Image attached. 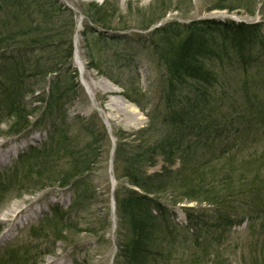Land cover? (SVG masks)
Here are the masks:
<instances>
[{"label":"trees","instance_id":"obj_1","mask_svg":"<svg viewBox=\"0 0 264 264\" xmlns=\"http://www.w3.org/2000/svg\"><path fill=\"white\" fill-rule=\"evenodd\" d=\"M155 1L157 8L153 10L155 18L151 24L161 21L168 9L164 8L162 0ZM8 3V0H0V125L5 117L13 119L15 128L12 130L18 127L17 134L31 126L29 118L34 113L29 112L24 101L27 96L36 94L32 90L35 83L27 85L25 81L38 76L46 83L47 76L59 73L62 66L71 62V35L75 26L73 23L68 25L69 28L65 25V19L59 16H63L60 7L54 8L52 14H55L50 16L48 10L35 6L36 0L29 1L34 7L31 12L29 5L23 8L18 3L11 2L7 6ZM108 5L106 1L101 5L87 3L84 14L96 25H112L110 19L115 14L114 10L106 13ZM219 8L225 9L215 7ZM22 21L31 24L23 26ZM151 24L140 23L141 29H148ZM31 34L29 43L23 41ZM64 36L68 38L65 41ZM96 39L122 41L103 35ZM138 42L152 57V65L156 66L155 76L162 87L159 102L148 113L149 123L137 134L134 145L119 146L116 137L118 144L114 162L121 165L120 178L127 181V187L120 191L123 197L115 202L120 217L117 225L119 255L116 259L120 263L117 261L116 264H168L173 258V244L183 241L186 246L189 239L184 235L187 230L182 229L185 233H180L181 229L176 230L170 223L166 207L157 200L159 194L172 193L173 205L181 199L180 202L186 200L223 206L234 203L236 199L241 200L244 206L257 209L253 212L255 217L264 214L258 210H264V148L253 160L239 157V150H235L239 143L252 149L258 143L259 146L264 144V76L248 80L249 74L253 73L252 67L264 61V28L262 24L217 20L187 24L172 22L153 30L147 40L139 37ZM43 60L51 62L45 64ZM95 60L91 58V66H97ZM43 67L46 71L41 70ZM57 84H60L59 77L50 82L46 100L43 94L36 101L46 103L45 110L49 112L57 105L60 111L68 98L65 90L58 93ZM115 85L119 86L118 83ZM124 88V97L140 107V99L131 100L140 94V90L136 89L130 98L127 95L130 88ZM68 91H72V87ZM226 91L232 93L226 96ZM215 94L220 97L216 98ZM199 106L201 109L197 111ZM243 107L249 109L248 114L242 111ZM140 109L144 111L146 108ZM65 119L67 121V117ZM65 119L62 117L61 122L60 118L59 125H50L48 139L39 147H29L19 155L21 158L11 174L0 175V197L11 184L6 188L5 185L19 177L20 166L25 169L23 181L33 180L32 187L37 185V188L45 189L57 184L72 191L71 209L89 207L92 198L88 173L98 159L101 135L81 122L80 131L86 133L88 140L80 143L69 130H65ZM156 132L160 135L148 143L144 137H151ZM158 155L167 165L178 160V169L163 168L158 174L147 175L145 169L155 163L154 157ZM221 155L226 160L220 163ZM252 167H256L254 180L245 174L235 176L238 170L246 172ZM152 207L158 210L157 216L151 214ZM52 209V218L39 225L30 236L33 240L43 241L50 236L53 241L65 242V235L75 232L74 226L69 224L67 212L56 206ZM233 214L240 222L243 221L239 211ZM227 216L230 215L221 217ZM228 222L222 233L229 225L238 224L237 220ZM196 223L195 219L189 218L190 227H198L202 220L196 219ZM216 223L214 227L221 233L220 223ZM190 240L192 242L193 239ZM196 240L210 243L206 239ZM196 240L192 243L199 246L200 254L204 256L205 249ZM186 247L190 251V247ZM37 248L34 244L24 246L22 256L11 249V255L1 258L0 264H25L23 258ZM194 257L198 264L200 258ZM76 264L80 263L76 261Z\"/></svg>","mask_w":264,"mask_h":264},{"label":"rangeland","instance_id":"obj_2","mask_svg":"<svg viewBox=\"0 0 264 264\" xmlns=\"http://www.w3.org/2000/svg\"><path fill=\"white\" fill-rule=\"evenodd\" d=\"M29 1L32 0H8L7 6H10L11 2L18 3L23 8L29 5L31 12L34 7L29 4ZM105 1L109 3V10L106 13L114 10L115 16L110 19L112 25L103 27L90 21V18L84 14V7L90 2L101 5ZM162 1L164 8H168L167 13L161 21L152 23V25L151 21L155 18L153 10L157 8L155 6L157 1L155 0H36L35 6H40L42 10H48L50 16L55 14H52L54 8L59 9L60 7L59 11L63 13L64 17L59 16L65 19L63 21L66 23L65 25L74 24L75 31L71 35V47L74 48V51L77 47L78 57L83 63L85 74L83 77L80 75L72 56L71 62L67 66H62L59 73L50 74L46 77V83L40 81L38 76L32 78L31 81H25L27 85L35 83L32 90L36 94L27 96L24 101L27 103L29 112H34L29 118L31 126L26 131L16 134L15 131L18 130V127L15 131L12 130L15 128L12 126L13 119L5 117L0 125V146L2 151L16 147L15 143L24 144L26 147L20 148L18 154L8 158L6 162H0V175L3 177L11 174L13 172L11 170L21 158L19 155L27 151L29 147H39V144L46 141L49 136L47 132L50 125H59L60 118L62 122V117L64 119L67 117V121L65 119L66 124H63L65 130H69L75 138L79 139L80 143L88 140L86 133L80 131L83 126L81 122H84L87 128L94 129L101 135V138L98 142V159L93 162L91 171L88 173L90 176L89 195L92 198L89 207L71 209L74 198L72 191L68 188H60L57 184L45 189H39L36 187L37 185L32 187L33 180L23 181L25 169L19 166V177L16 178V181L5 185L6 188L11 184L8 191L0 197V237L12 228L10 237L0 243V259L4 257L6 259L7 256H10L11 249H15L22 256L24 254L23 247L34 244L38 248L30 251L31 255L23 258L25 264H76V261L80 264H116L119 255L117 225L120 222V217L115 201L117 198L123 197L120 191L127 187V181L120 178L119 167L121 165L114 162V154L112 155L111 151L112 141L115 135L120 142L119 146L122 144L129 147L134 145L133 140L137 134L149 123L148 113L159 102L158 96L162 87L158 83L157 76H155L156 66L152 65L153 59L149 57L148 51L143 50V45L138 42L139 37L147 40L153 30L172 22L187 24L193 21L217 20L231 21L235 24H262L264 28V0ZM216 6L225 9H215ZM232 9L235 10L232 11ZM140 23L151 25L148 29L143 30ZM22 24L28 27L31 23L26 22L24 24L23 22ZM87 31L90 32L85 35L84 32ZM98 35H103L108 39L120 38L122 41L120 43L111 40L101 41L96 39ZM31 36L33 34L28 35L23 41L29 43ZM67 39L64 36V41ZM93 57L96 59L94 64L97 66L95 67L90 65ZM42 62L49 64L51 61L43 60ZM154 62H156L155 59ZM252 68L253 73L249 74V81L253 77L262 78L264 76V61L258 62ZM41 70L46 71V67L41 68ZM57 77H59L60 84H57L56 90L58 93H63L65 90L68 98L60 111H58L57 105L52 107L51 112H49V110H45L46 103L36 101L38 96L43 97V94L44 100H46V96L50 92L49 83L55 81ZM104 81L109 82L118 91L110 92L106 89L107 86ZM114 82L118 83L121 88ZM124 86L130 88V92L127 94L130 98L135 95L136 89L140 90V94L131 99H140V107L124 97L126 94ZM69 87H72V91H68ZM229 92L232 93V91L225 92L226 96H229ZM215 95L218 98L219 94ZM120 99L127 100L130 105L137 109L138 114L129 113L123 104L121 106ZM112 100L114 106L109 111L106 109V105ZM140 108L146 109L143 111ZM200 109L201 106L198 107L197 111ZM227 111L230 109L227 108ZM242 111L249 113L247 107H243ZM74 121L78 122L74 124ZM159 132L144 138L148 140V143H151L160 135ZM31 136L36 137V139L31 141L29 139ZM252 147L255 149L239 143L235 150H239L237 151L239 157L244 156L245 160H253L258 158L257 156L264 148V144L259 146L258 143V146ZM219 157L221 158L220 163L226 160L222 155ZM216 158L218 157L216 156ZM154 162L153 165L147 166L145 169L147 175L157 174L161 171L164 162L163 157L159 155L154 157ZM179 164L180 162L175 159L166 168L174 171L178 169ZM255 173L256 167H252L246 172L238 170L235 176L245 174L247 178L254 180ZM111 181L114 185L113 191L111 190ZM173 198L172 193L166 192L159 194L157 200L164 206H169L167 214H170L171 217L176 215L178 209H181L175 210L174 208L181 204L185 206L188 224L191 217L193 220L195 219V224H198L196 223L197 219L202 220L203 225L194 228L190 227L191 224H189L191 230H187L185 233L174 225V223L182 225V220L179 218L173 220L169 217L170 223L176 230L185 233L184 235L189 239L186 246L190 247V251L183 241H177L173 244L175 247L172 252L173 258L168 264H197L194 256L200 258L198 264H264V214L255 217L253 212H256L257 209L244 206L241 200L236 199L231 204L212 206L207 203H190L183 199V201L180 202V199L177 204L173 205ZM55 206L61 211L67 212L69 224L74 226L75 232L72 231L69 236L66 234L67 240L65 242L53 241L50 236L43 241L33 240L30 236L38 230L39 225L44 220L52 218V208ZM14 207H16L14 213L15 211H23L21 215L14 219L13 213L10 217L5 218L4 212L10 211ZM152 210L157 214L159 213L156 208L152 207V215H155ZM258 210L264 212V210ZM238 211L244 217L242 222L233 214ZM224 214L230 216L222 218L221 216ZM235 220L238 221V224L229 225V228L222 233L224 227L228 225V221L235 222ZM216 222L220 223L219 231L221 233L214 227ZM17 223L20 224L17 225ZM190 239L194 241L206 239L210 242L206 244L196 240L198 243H202L203 249H205L204 256L200 254L199 246L193 244V240L191 242Z\"/></svg>","mask_w":264,"mask_h":264},{"label":"bare ground","instance_id":"obj_3","mask_svg":"<svg viewBox=\"0 0 264 264\" xmlns=\"http://www.w3.org/2000/svg\"><path fill=\"white\" fill-rule=\"evenodd\" d=\"M74 60H75V66H76V68L77 69H79V71H80V75L83 77L84 76V74H85V68H84V66H83V63H82V61L80 60V58L78 57V49H77V47H75V51H74ZM105 82V84H106V89H108L110 92L112 91V92H117L118 90H117V88H115L113 85H110L109 84V82H107V81H104ZM120 104H121V106H122V104L124 105V108L129 112V113H131V114H138V112H137V109H135L132 105H130L128 102H127V100H125V99H120ZM113 100L112 101H110L107 105H106V109L107 110H109V111H111V109H112V107L114 106L113 105ZM29 139L31 140V141H33V140H35L36 139V137H29ZM16 144V145H15ZM14 145L16 146V147H14V148H12V149H7V151H2L1 150V146H0V162L2 163V162H6L7 161V159L8 158H10L11 156H15V155H17L18 154V150L20 149V148H24V147H26V146H24V144H17V143H15ZM16 148V149H15ZM16 209V207H14L12 210H10V211H7V212H4V217L5 218H7V217H10L13 213H14V210ZM23 211L22 210H20V211H15V213H14V215H13V218L14 219H17L18 218V216L19 215H21V213H22ZM34 213H36V212H34ZM20 223H17V225H19ZM11 229L12 228H10V230H8V231H6V232H4V234L0 237V243H3L4 241H6L9 237H10V235H11Z\"/></svg>","mask_w":264,"mask_h":264}]
</instances>
